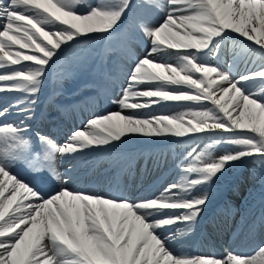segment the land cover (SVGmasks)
Returning a JSON list of instances; mask_svg holds the SVG:
<instances>
[{
  "label": "snow or ice",
  "instance_id": "obj_1",
  "mask_svg": "<svg viewBox=\"0 0 264 264\" xmlns=\"http://www.w3.org/2000/svg\"><path fill=\"white\" fill-rule=\"evenodd\" d=\"M85 3L0 0V94H19L0 106V264H264V245L223 258L177 256L169 246L172 230L198 223L209 203L207 190H194L237 163L264 166V0H99L82 11ZM121 31L129 53L137 40L147 51L113 101L119 110L92 116L63 144L33 132L27 122L53 65L73 47ZM229 40L240 41L233 62L246 59L250 70L234 75L232 65L209 62ZM155 108L168 111H144ZM13 112L18 121L9 119ZM199 134L229 149L180 156V178L159 196L69 189L71 174L57 169L58 156L70 161L136 137L167 145Z\"/></svg>",
  "mask_w": 264,
  "mask_h": 264
},
{
  "label": "bare ground",
  "instance_id": "obj_2",
  "mask_svg": "<svg viewBox=\"0 0 264 264\" xmlns=\"http://www.w3.org/2000/svg\"><path fill=\"white\" fill-rule=\"evenodd\" d=\"M98 2H99V0H96V3H98ZM239 43H240V41H235V42L234 41H231V40L226 41L225 42V45H224V49L222 50L221 55H220V57H219L218 60H220V61L227 60L226 65H228V66L231 65L232 63H234L233 62V52L235 50H237V49H234L233 48V45L234 44H239ZM253 59H255V57H253ZM218 60L216 58L212 57V58L209 59V62L212 63V64H216ZM237 60H240V59H237ZM257 61H260L259 58H257ZM225 70H227V69H225ZM8 98H9L8 96L7 97H0V106H1L2 102L5 101V100H7ZM113 99H115L114 96H112L111 97V100H110L111 101L110 106L112 108L116 107V104L113 103ZM166 110H167V108L166 109L161 108V109L157 110L156 112H159V111L162 112V111H166ZM65 133H66V131H65ZM64 136H65V134H64ZM140 139H141V143L139 145H140V150H141L142 148L146 147L145 146L146 144H144V142L147 141V140H149V139L148 138H141V137H140ZM133 140H137V138H133L130 141H133ZM125 144H127V143H125ZM158 148H160V147H158ZM154 149H156V147H152L151 149H149V150L146 151V152H150L151 153V158H156L158 155H160L159 159H162L163 156H167L170 153V151H164V150L159 151L158 149L157 150H154ZM103 152H104L103 150H99L98 156L101 155V154H103ZM113 152L111 154H109V155H106L102 160H107V162L113 161L112 160L114 158L113 157ZM118 155L119 154H116V156H118ZM76 161H77L76 159L75 160H70V161H67V160L62 161L60 159V157H58V162L61 165H65V166L68 165L67 168L69 170L72 169L75 166ZM69 163H71V164H69ZM131 164H133V163L131 162ZM147 166H149V167H147ZM115 167L116 166H114V168ZM146 167H147V169H146L144 178L145 177L148 178L150 176L149 174H152V172H153V170H154V168L156 166L154 165V162L152 163V161H150L149 164L146 165ZM148 168H150V172H148ZM80 170H81V168L78 171H80ZM75 173L76 172H74L73 174H71L72 181L73 182L71 183V181H70L69 184L70 185L77 186V185H79V179L74 176ZM180 175H181V173L178 170L172 176L169 175L168 173L167 174H164V175H161V176L160 175L159 176L156 175L157 177L155 178V180L152 183H150V184L147 183V184H145L146 186H143L141 188H137V186H138L137 185L138 184L137 182L134 184V187L132 185H128L127 187H125V185H122V188L126 189L127 191H131L132 190L135 193L136 196H146V197L147 196L148 197H151V196H159L164 191V189L162 188L163 187L162 184L165 183L166 181H168L169 178L171 180H173V181H176V180H178L180 178ZM152 177H149V178L151 179ZM111 178H114V177H111ZM146 180L148 181L149 179H146ZM225 221L227 222L226 219H225ZM219 222H220L221 225H224L225 227H227L224 224V221L222 219H220ZM256 222H257V216H256V214L252 215V213H251L250 215H248V222H247V225H246L248 229L246 228L244 231H246V230L249 231L252 228H254V231L256 232V234L251 235V236H248L246 233H244L242 231H239L238 234H236L233 231L232 232V238L229 239L226 242V244L229 247L234 248V249L238 250L241 253H247L248 255L255 254V250L257 249L256 248V244H257V242L259 240H261L263 238V235H264V224H261V221H259L258 223H256ZM222 227L223 226H221L220 228L222 229ZM176 228H178L179 231L177 232V234H175V238H173L172 240L169 241V246H170V248L174 252L179 253V254H182V253H184L186 251V248L188 246V243L186 242V240H188V238L191 235H193V237H195V235L199 231V229H200V220H198V223H196L195 225H193L191 227L186 226V225H182L181 227L176 226ZM220 228H219V230H220ZM173 231H176V229L174 228L172 230V232ZM221 232L224 233L223 230H221ZM166 234H168V233H166ZM175 241L185 242V243L181 247H179L178 249L177 248H172L171 245Z\"/></svg>",
  "mask_w": 264,
  "mask_h": 264
},
{
  "label": "rangeland",
  "instance_id": "obj_3",
  "mask_svg": "<svg viewBox=\"0 0 264 264\" xmlns=\"http://www.w3.org/2000/svg\"><path fill=\"white\" fill-rule=\"evenodd\" d=\"M146 46L147 45H145V47ZM69 76H71V74H69ZM190 147L191 146H189V148L187 149L188 152L190 151ZM205 150L209 151V149H207V147L204 148V151ZM187 151L184 152V153H181V154H176L174 152L176 157L173 156V157L164 158L161 162H158L157 169L153 173H155V174L157 173V175H160L162 172H164L168 168H174V170L178 171V169L175 166L176 163H177V160H178V158L180 156L186 155L188 153ZM219 154L220 153H212V156L213 157H217ZM262 172H264V166H262L258 162H254L253 164H251V162H250L246 166L244 176L242 175L241 178L238 180V183H239L238 189H240V190L239 191H234V192H232L233 194H231V200L237 204V206L239 208V211L237 213L233 214V215H230V219L227 222V227L224 228V233L223 234H218V233L214 232L212 229L209 230V237L211 238L212 241H214L215 238H217L218 240L220 238L223 239V240H225L226 238L230 239L232 237V232L233 231L235 233L239 232L240 228L238 226L240 225L241 217L243 216L242 215L243 212H245V210H246V212H247V210L250 211L252 209V206H254V203L252 202L253 201V197H252L253 193L256 192L257 195H258L261 192H263V190H260L261 188H258L261 185L260 177H261V173ZM155 174H153V175H155ZM169 182L170 183H174V181H171V180ZM248 183H250V185H249V188L246 189L247 186H248ZM262 185H264V183ZM203 190H207V186H204L203 188H198V189L194 190L191 193V195H193L194 193L200 194V192H202ZM207 191L209 192V194H213L214 193V191H211V190H207ZM240 192H241V194H240ZM254 199H255V196H254ZM209 223L210 222H209V219H208L207 223H206V226H210L211 224H209ZM178 227H179V225H178ZM177 232L178 231H173L172 232V234H174V238H175V234H177ZM192 237L193 236H191L190 238H188V240H186V242L188 243V246L186 248L185 253L182 254L183 256L184 255H188V256L199 255L198 253H196V251H197L196 248H193V246L191 247V241L190 240L192 239ZM204 241L206 242V240H204ZM263 243H264V241L260 242L258 244V246L262 245ZM183 244H184V242L180 243L179 241H175V242L172 243L171 247L178 249ZM225 247H226V250L223 251L225 255L228 254L229 252L236 253V251H234L232 249H227L228 248L227 245H225ZM203 252H205V251L204 250L201 251V256H208L209 255L207 252L206 253H203ZM174 254L177 255V256H180L179 253L174 252ZM221 254L222 253L218 254L217 256H215V255H209V256L222 258ZM244 255H246V254H244Z\"/></svg>",
  "mask_w": 264,
  "mask_h": 264
}]
</instances>
